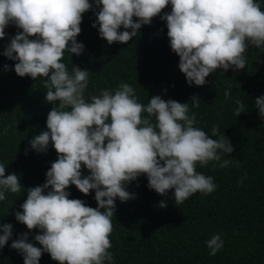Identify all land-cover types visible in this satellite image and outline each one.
<instances>
[{"label":"clouds","instance_id":"1","mask_svg":"<svg viewBox=\"0 0 264 264\" xmlns=\"http://www.w3.org/2000/svg\"><path fill=\"white\" fill-rule=\"evenodd\" d=\"M169 4L171 11L160 15ZM89 10L96 15L92 27L98 26L99 36L109 45L127 43L160 15L189 86H203L218 69H244L249 46L264 47V10L257 0H0V38L9 25L17 29L2 54L16 61L18 76L45 78V100L54 105L46 130L32 136L29 145L46 153L51 142L57 159L46 171L45 183L26 189L22 211L15 212L16 221L29 232L39 230L34 240L40 247L29 241V232L11 242L24 264H39L43 253L58 264H113L109 249L115 201L134 198L128 183L145 175L148 188L161 196L174 189L175 205H180L198 192L208 195L217 188L198 165L216 162L213 168H224L231 163L221 159L234 151L228 137L220 134L218 125L211 129L215 139L197 127L187 102L155 95L143 104L135 89L123 82L86 99L88 70L74 65L70 73L62 59L66 51L82 54L85 46L77 36ZM229 95L230 89L225 98ZM190 100L192 107H199L197 95ZM236 104L238 117L246 107L241 100ZM254 106L264 119V95L255 98ZM235 163L239 166L238 160ZM82 165L88 175L82 174ZM5 172L6 165L0 163V201L7 192H21L19 176ZM71 185L85 195L94 190L97 207L69 198ZM159 206L166 207L167 201ZM0 233L2 249L13 236V225L0 224ZM223 243L220 234H214L206 241L209 255H216Z\"/></svg>","mask_w":264,"mask_h":264},{"label":"trees","instance_id":"2","mask_svg":"<svg viewBox=\"0 0 264 264\" xmlns=\"http://www.w3.org/2000/svg\"><path fill=\"white\" fill-rule=\"evenodd\" d=\"M257 2L264 10V0ZM95 11L83 14L82 31L77 36L85 46L82 54L66 51L62 59L70 73L74 65L88 70L86 99L98 95L101 89H116L123 82L135 89L143 104L155 95L187 102L190 114H196L197 127L215 139L211 129L218 125L220 134L227 136L234 147L233 153L222 155V160L231 162L227 167L217 164L213 168L216 162L197 166L198 171L214 178L216 190L208 195L198 192L183 204L175 205L174 189L167 196L149 189L145 175L128 183L127 190L134 198L115 201L109 249L113 264H264V119L254 106L255 98L264 95V47L249 46L244 69H218L203 86H189L178 67L179 56L171 50L166 21L160 19V15L171 11L170 4L151 24L142 25L136 37L111 45L99 36L98 26L92 27ZM124 30L121 27L120 31ZM5 32L6 36L0 38V163L6 165L5 175L16 173L22 185L20 193L7 192L6 199L0 201V224L13 225V236L0 249V264H24L22 254L10 247L19 234L29 232L26 225L16 221L15 212L22 211L26 189L45 183L46 171L57 159L51 142L46 153H37L29 145L32 136L46 130L47 114L54 105L45 100V78L33 81L29 76H18L14 71L16 61L2 54L17 29L9 25ZM4 65L9 69L5 70ZM229 89L226 99L225 91ZM194 94L200 98L198 108L192 107L190 98ZM236 100L246 107L238 117ZM82 174H89L83 165ZM67 190L69 198L97 207L94 190L88 195L75 185ZM161 200L167 201L166 207L159 206ZM38 232H29V241L40 247L34 240ZM214 234H220L224 243L213 256L206 241ZM39 264L58 262L43 253Z\"/></svg>","mask_w":264,"mask_h":264}]
</instances>
